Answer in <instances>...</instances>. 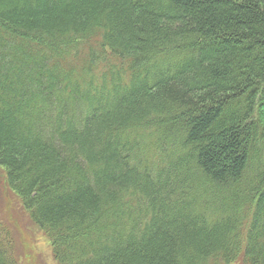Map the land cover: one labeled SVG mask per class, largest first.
Listing matches in <instances>:
<instances>
[{
  "label": "trees",
  "instance_id": "trees-1",
  "mask_svg": "<svg viewBox=\"0 0 264 264\" xmlns=\"http://www.w3.org/2000/svg\"><path fill=\"white\" fill-rule=\"evenodd\" d=\"M255 143L264 0H0V165L56 264H264Z\"/></svg>",
  "mask_w": 264,
  "mask_h": 264
},
{
  "label": "rangeland",
  "instance_id": "rangeland-1",
  "mask_svg": "<svg viewBox=\"0 0 264 264\" xmlns=\"http://www.w3.org/2000/svg\"><path fill=\"white\" fill-rule=\"evenodd\" d=\"M96 37L88 38L85 40H78L77 41V51L79 52H87L88 45L87 43L95 44L98 43ZM24 45V44H23ZM21 49L26 50L27 46H20ZM99 49V48H98ZM41 50L43 54H51L49 50H45L44 48H38ZM73 49L68 48L65 46L63 48L62 55L59 59V69H63L67 67V64H70L71 59L67 56L66 53L69 51L72 53ZM36 51V50H35ZM67 51V52H66ZM33 52V51H32ZM66 52V53H65ZM94 53V52H93ZM92 53V54H93ZM94 55V54H93ZM70 56V55H69ZM170 59L173 61L175 59ZM167 61L166 58H162L161 56L156 58V61H152V64L158 66V70L164 69L165 62ZM155 62V63H154ZM157 62V63H156ZM169 62V60H168ZM75 65H79L78 63ZM115 66L117 70L125 69L124 66H121L120 62H116L115 59L106 58V60L96 63L95 66L91 70L92 76H94L91 80V83L96 86L98 85V75L100 70L106 69L107 66ZM79 70H75L72 74L70 81L77 80ZM122 75V73H120ZM96 77V78H95ZM138 135L139 141L143 144L148 145L149 141H153V138H149L150 135L148 133H153L151 131H146L144 129H136L135 130ZM136 135V136H137ZM170 140V139H169ZM169 142V141H168ZM255 148L257 149L256 156L252 155L249 158V168L251 166H255L257 163L264 162V148L260 143H255ZM169 147L171 149V143H169ZM143 148V147H142ZM159 156L161 155L160 151ZM145 161L151 160V155L146 153V150L143 148ZM163 157V156H162ZM249 171V170H248ZM246 171V173L248 172ZM233 187V186H232ZM232 187L230 189H232ZM222 190L217 191V197L223 198L224 194H222ZM227 197V196H224ZM0 229L6 232L8 240L11 245L12 253L17 261V264H56V261L52 254V242L51 240L45 235V233L32 221L29 217L27 212L22 206V202L20 198L16 195L15 192L12 191L10 187H8L5 178V171L4 168L0 165ZM228 264H244L240 257L237 260L230 262Z\"/></svg>",
  "mask_w": 264,
  "mask_h": 264
}]
</instances>
